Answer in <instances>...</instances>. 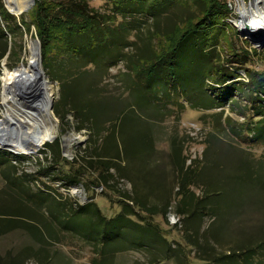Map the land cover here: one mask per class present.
<instances>
[{
	"label": "rangeland",
	"instance_id": "obj_1",
	"mask_svg": "<svg viewBox=\"0 0 264 264\" xmlns=\"http://www.w3.org/2000/svg\"><path fill=\"white\" fill-rule=\"evenodd\" d=\"M82 1L101 19L95 20L99 28H95L94 33L105 34L98 38L90 36L85 49L93 50L94 56L103 64L99 69L94 65L83 69L85 72L73 78L72 89L80 108L84 80L89 96L96 100L98 115L102 114L105 121L112 120L107 125L113 128L110 129L111 136H108V145L111 146L108 148H112L108 150L113 154L103 148L107 147L106 131L95 130L91 121L71 113L69 105L60 107L61 85L55 71L65 63L63 54L54 55L44 64L38 28L33 25L29 33L23 23L31 24L36 3L24 13L23 20V16L19 18L7 9L5 0H0V6L10 15L8 19L0 16V26L6 32V37L2 36L0 53L3 52L1 48L8 49L0 61V120L4 116L1 96L3 71L21 64L28 42L36 39L41 43L42 67L53 89V112L57 118L56 139L32 153L17 154L0 146V207H21L26 214L19 217L21 220L36 223L40 219L46 223L45 229L51 228L52 224L58 234L56 239L48 235L47 243H41L33 237L37 230L12 229L0 236V264H92V260L97 258V248L90 242H105L109 251L119 248L120 238L103 229L97 238H88L89 242L76 232L81 227L84 233L89 230L88 220L95 212L94 206H86L90 202L97 204L104 218H115L123 208L125 199L122 194L136 193L135 178H139L136 179L140 184L138 193L147 196L145 198L150 204L168 205L166 219L157 215L155 222L160 225L164 238L182 256L180 259L188 261V264H208L201 259L264 241V143L257 142L249 131L257 119L249 109L251 103L237 91L245 88L242 83H248L249 72H264V52H248L247 41L234 27L226 24V16L222 22L224 28L214 27L213 34L207 36V43L198 44L201 49H208L207 54L212 50L221 52L223 61L217 63L218 66L211 64L207 67L200 50H187L180 60H175L176 66L180 62L175 76L178 87L168 84L166 87L171 98L164 99L158 88H147L139 81L142 80L137 76L140 64L146 54L153 53L152 50L162 54L174 44L176 38L161 34L172 31L176 24L182 26V31L193 26L195 22L185 24L203 15L206 0H164L163 4L149 11L162 15L160 19L157 16L144 17L146 13L140 11L137 14L141 15L123 18L117 14L119 11L122 13V9L115 7L111 0ZM121 2L124 5L129 3ZM133 8L126 9L125 14L130 15ZM8 28L15 33L8 32ZM194 40L197 41L196 38ZM127 41L133 46L126 48L124 61L121 60V48ZM82 42V38L73 37L70 45L77 47ZM236 54L248 55L251 59L246 65L229 64ZM254 60H263V63L256 64ZM68 68H64L66 73L70 72ZM225 68L234 75V79L227 82L229 86L234 85V91L225 107L217 109L212 105L222 100L226 89L215 82L221 80L218 72L228 73ZM87 72L90 73L87 75ZM243 74H246V80L242 79ZM232 100L234 106L230 105ZM60 108L61 115H58L56 111ZM245 113L247 115H239ZM98 152L105 158L115 155L122 160L120 166L111 162L116 163V168L110 170L117 177L110 181L111 185L122 193L109 189L105 184L93 183L98 178L97 173H88L77 185L68 183L67 176L75 175L77 165L84 159L95 157ZM59 153L62 154L60 158L64 157L66 161L59 162ZM182 166L194 181L190 191L184 195L180 194L179 183ZM248 170L253 177L263 172L262 180L255 185L241 183L237 189L236 176ZM217 187L222 216H225L222 219L211 211L217 202L210 193ZM82 206L86 207L80 208ZM78 209L79 213L69 221V227L74 231L60 230L53 216L61 218ZM32 211L35 219L27 216ZM173 213L180 218V224L170 222ZM113 259L114 264H149L145 253L134 250L118 251ZM262 262L264 264V260ZM161 264L177 263L170 260Z\"/></svg>",
	"mask_w": 264,
	"mask_h": 264
},
{
	"label": "trees",
	"instance_id": "obj_2",
	"mask_svg": "<svg viewBox=\"0 0 264 264\" xmlns=\"http://www.w3.org/2000/svg\"><path fill=\"white\" fill-rule=\"evenodd\" d=\"M151 3L150 0H125V2H129L124 5L121 0H111L115 7H120L122 9V13L117 12L121 17H130L131 15L137 14L140 11L146 13L144 17H151L160 19L162 15L154 14L153 12H149L153 9H156L160 3H164V0H153ZM133 6V12L130 15L125 14L126 9H130ZM205 10L202 16L196 17L195 19H190L186 22L185 25H189L190 23L195 22V24L186 30L182 31V26L176 24L174 29L170 32L161 34L165 37H173L176 38L174 44H172L168 49H166L162 54H158L157 51H153V53L146 54L144 56L143 61L140 64V72L137 73V76L140 77L142 82L147 88L153 87L158 88V91H161V96L164 99L168 97L171 98V94L168 92L167 85L177 88V80H175L177 66L175 60H179L182 58L183 53L186 54V51H192L193 49L200 50L204 55V63H207V67L212 64L218 66L217 63L223 61L222 53L216 51H210L208 54L206 53L208 49H201L198 44L207 43L206 39L208 35L213 34V28L216 26H222L224 28L225 24H223L224 18L228 15V5L225 0H206L205 1ZM0 16L3 19H8L10 16L8 13L3 10V6H0ZM141 15V14H137ZM25 19V16L22 17ZM95 20H100L99 16L96 14L85 4L82 0H38L35 7L34 12L31 15V24L23 22L26 26L28 32H31L32 26L35 25L38 28V37L42 41L43 44V55H44V64H46L47 60L51 59L54 55H62V59L65 61L63 63L62 68L60 70L55 71V75L57 76V81L60 82L61 85V102L60 107L70 106L71 113H77L82 117H85L87 121H91L94 129L98 130V132L106 131V143L107 147L104 149L111 150L112 148L108 145V136L110 134V128L107 124L112 120L105 121L102 117V114L98 115L96 100L92 98L88 88L84 84V80H82V89L83 95L82 100L80 102V108L77 107V102L75 100L74 92L72 89L73 78L77 75H81L83 69H87L90 65L96 66L98 69L102 66L99 58L94 56L93 50L88 51L85 49L87 44L90 42V36L100 37L105 34L102 33H94V29H98L99 26L95 24ZM219 23V25H217ZM86 25V26H85ZM9 27V26H8ZM103 27V26H102ZM220 27V28H222ZM10 33H15L11 28L7 29ZM6 32L0 26V45L2 41V36L6 37ZM201 33V35H200ZM73 37L82 38L83 42L80 46L73 47L70 45V40ZM216 38V36H214ZM194 38L197 39L195 42ZM216 41V40H215ZM219 41V39L217 40ZM133 46L132 42H128L122 46L121 51L123 50L122 59L126 60L125 50L126 48H130ZM72 47V48H71ZM3 52L0 53V61L6 56L8 49L1 48ZM152 55V56H151ZM248 55L242 56L241 54L233 55L229 60V64L231 65H246L248 63ZM247 59V60H246ZM66 64V65H65ZM65 66L69 67L66 73L64 68ZM234 67V66H232ZM220 68V67H219ZM227 69V68H225ZM228 73L223 74L221 71L218 72L217 75L221 80H217V82L223 88L226 89L225 94L222 96V100L219 101L217 105H212L217 109L225 107L227 102H229L232 97L231 93L234 91L233 86L227 85L228 80L234 79V75L231 74L230 69L228 68ZM109 72V71H108ZM87 72L86 74L88 75ZM249 81L247 84L242 83L245 88L241 87L237 91L241 93V95L245 96V100L251 104H249V109L252 111L254 118L253 127L249 128L253 138L258 142L264 143V72H254L251 74L249 72ZM86 75V76H87ZM85 79V77H84ZM169 79V80H168ZM212 81V80H210ZM240 84V83H239ZM221 89V88H220ZM163 103V100H162ZM234 103L232 100L230 105ZM257 105V106H253ZM231 106H234L233 104ZM253 106V108H252ZM64 108V107H63ZM66 110V108H65ZM61 108L56 112L58 115H61ZM235 112V110H233ZM239 115H247L239 114ZM118 122H116L117 124ZM114 127V126H113ZM115 133V132H114ZM60 142V141H59ZM58 144V142H57ZM108 150V151H109ZM110 152V151H109ZM113 154V151L110 152ZM97 155L91 159H84V162H81L77 165L78 170L74 172V176L69 174L68 183L72 186L81 183V179L83 176L87 175H96L98 174V178L93 181V183H101L107 185L109 189L116 190L118 193H122L116 186L111 185V180L116 179V173H111L110 170L116 168V163L121 165L122 160L117 156L112 155L111 157L102 155L100 152L96 153ZM61 153L58 155L59 162L66 161L64 157H61ZM110 155V154H109ZM108 157L112 159L108 160ZM86 163V164H85ZM99 170V172L97 171ZM264 172V170H262ZM263 172L255 175L253 177V173L248 170V172L243 175H237V189L241 183L250 182L254 184L261 181L263 177ZM139 180V178H135ZM239 179V181H238ZM235 180V179H234ZM249 180V181H247ZM144 181V178H143ZM134 188L136 193L134 194H126L123 193L124 197L123 208L122 211L113 219L109 220L102 216L100 208L96 203L90 202L86 206H94L95 212L89 218V230L87 233L82 232L83 228L76 232L79 235H82L83 239L88 240L93 236L94 238L98 237V233L103 229L106 233L111 234L112 236H118L120 238L121 246L115 250L109 251L106 248V243L103 242L101 244H96L95 241L90 242L94 244L97 248L96 254L97 258L92 260V264H114V255L118 251H131L134 250L136 252L145 253L148 256L149 264H158L160 262L166 260H173L177 264H188V261H183L180 259L179 253L174 248L173 244L170 243L166 238H164L161 227L158 223L155 222V217L157 215H162L163 218L166 219L168 212V205L157 206L155 204H150L147 196H144L142 193H138V186L140 184H135ZM179 183L181 186L180 194H186V192L190 191V186L194 184L192 177L188 175L185 166H182L179 170ZM143 186V185H141ZM217 190L212 191L210 197H213L217 202V206H214L215 213H218L222 218L221 211V202L218 199ZM239 194V192H238ZM237 195V194H236ZM82 206L80 208L86 207ZM135 206V207H134ZM138 208V211L136 210ZM81 210V209H80ZM25 209L12 208L9 206L4 208L0 207V236L6 235L12 231V229H22L27 232H31L37 230V234L33 235L34 238L38 242L47 243L48 235L51 238H55L58 235L54 226L51 224V228L48 226L45 229L46 223L43 221L36 220V223H30L25 220H21L25 217ZM75 213H79V209L77 211H73L69 213L68 216L62 215L59 218V215H54L53 219L58 222V228L63 231H74L71 227H69L70 219H73ZM25 214V215H24ZM32 214L35 216L33 211L28 214L29 218H34ZM186 214V212H184ZM18 217L17 219H12L8 217ZM69 219V220H68ZM127 231V233L125 232ZM124 232L126 233L124 236ZM46 234V237H45ZM86 235V236H84ZM124 236V238H123ZM47 238V239H46ZM106 245V246H105ZM208 262V264H263L262 260H264V241L251 246H242L239 250L230 251L225 254L219 255H211L208 259H201Z\"/></svg>",
	"mask_w": 264,
	"mask_h": 264
},
{
	"label": "bare ground",
	"instance_id": "obj_3",
	"mask_svg": "<svg viewBox=\"0 0 264 264\" xmlns=\"http://www.w3.org/2000/svg\"><path fill=\"white\" fill-rule=\"evenodd\" d=\"M33 1L5 0V4L20 18ZM263 25L264 21L254 25L252 32L264 31ZM40 49L38 42L29 41L21 64L3 68L0 146L17 154L32 153L57 137L53 89L43 72Z\"/></svg>",
	"mask_w": 264,
	"mask_h": 264
},
{
	"label": "built area",
	"instance_id": "obj_4",
	"mask_svg": "<svg viewBox=\"0 0 264 264\" xmlns=\"http://www.w3.org/2000/svg\"><path fill=\"white\" fill-rule=\"evenodd\" d=\"M226 3L229 12L225 22L229 26L234 27L242 39L247 41L248 45L246 46V50L252 54L254 51L264 52V49L261 50L259 44L251 43L248 34L243 35V33L248 32L246 25H249L252 31L254 25L264 21V0H226ZM254 63L261 64L263 60L260 62L259 60L257 62L254 60ZM242 77L243 80L247 79L246 74H243ZM170 222L178 225L181 223V220L173 213L170 215Z\"/></svg>",
	"mask_w": 264,
	"mask_h": 264
},
{
	"label": "water",
	"instance_id": "obj_5",
	"mask_svg": "<svg viewBox=\"0 0 264 264\" xmlns=\"http://www.w3.org/2000/svg\"><path fill=\"white\" fill-rule=\"evenodd\" d=\"M36 3V0L33 1L32 5H30L24 12L26 13L27 11H29ZM246 30L248 32L243 33V35H249V39L251 41L252 44H259L261 46V50L264 49V31H259V32H252L251 28L249 25H246ZM36 42L39 43L40 48H41V43L39 40H35ZM44 72V70H43Z\"/></svg>",
	"mask_w": 264,
	"mask_h": 264
},
{
	"label": "crops",
	"instance_id": "obj_6",
	"mask_svg": "<svg viewBox=\"0 0 264 264\" xmlns=\"http://www.w3.org/2000/svg\"><path fill=\"white\" fill-rule=\"evenodd\" d=\"M146 256H147V254H145ZM147 258H148V256H147ZM166 261H170V260H166ZM148 262H149V260H148ZM163 262H165V261H163ZM163 262H160V263H158V264H161V263H163Z\"/></svg>",
	"mask_w": 264,
	"mask_h": 264
}]
</instances>
